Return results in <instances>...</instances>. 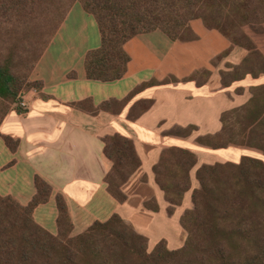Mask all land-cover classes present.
I'll return each instance as SVG.
<instances>
[{
  "label": "trees",
  "instance_id": "obj_1",
  "mask_svg": "<svg viewBox=\"0 0 264 264\" xmlns=\"http://www.w3.org/2000/svg\"><path fill=\"white\" fill-rule=\"evenodd\" d=\"M36 1L0 0V36L12 35L8 27H1L2 23L21 15L24 7ZM48 1L53 10L48 26L36 34V42L23 55H17L10 41L8 47L0 41V126L13 106L23 112L19 105L23 91L41 87V83L30 81L31 72L69 9L79 2L95 17L101 33L100 48L91 51L85 62L90 80L111 82L123 78L130 61L124 46L141 33L161 30L174 41L196 40L191 27L195 20L245 49L248 54L241 64L227 66L228 71H221L220 76L225 88L252 78L257 83L251 87L250 99L221 115L220 132L199 137L196 142L211 150L235 147L259 155H244L238 163L204 164L197 170L199 186L193 190V208L186 210L180 220L187 237L177 250H169L162 241L149 251L148 239L118 215L71 237L72 226L62 197L57 199L60 232L58 236L50 235L32 217L34 208L51 191L37 178L38 194L27 207L0 196V264H264V51L246 31L250 28L264 34V0ZM169 82L152 81L137 91ZM196 129L177 127L168 135L187 138ZM4 139L15 150L13 140ZM105 154L113 162L107 176L108 191L124 203L127 196L122 187L140 169V157L134 142L121 135L105 140ZM197 162L195 153L173 146L163 151L154 167L156 182L170 205L169 214L182 205L191 189L190 172ZM145 207L159 211L154 199Z\"/></svg>",
  "mask_w": 264,
  "mask_h": 264
},
{
  "label": "crops",
  "instance_id": "obj_2",
  "mask_svg": "<svg viewBox=\"0 0 264 264\" xmlns=\"http://www.w3.org/2000/svg\"><path fill=\"white\" fill-rule=\"evenodd\" d=\"M191 27L197 39L189 42L174 41L161 30L135 36L124 46L130 61L123 78L90 80L85 62L91 51L100 48L101 33L95 17L81 3H74L31 72L30 81L41 87L23 91L25 112L13 106L0 126V196L27 207L38 194L40 178L51 191L32 217L52 236L60 232L57 199L62 197L71 237L118 215L148 239V249L162 241L169 250L181 248L185 243L181 215L178 207L169 214L154 167L169 147L196 154L185 202L199 186L197 170L204 164L231 161L227 156L237 150H211L200 146L197 138L220 132L221 115L250 99L234 95L239 84L225 88L220 76L227 62H242L247 54L243 48L233 46L201 20ZM201 73L207 74L203 81L197 78ZM164 80L170 82L137 91L146 83ZM142 102L149 106L138 110ZM107 103L111 107L103 108ZM188 126L197 129L187 138L168 135L174 128ZM115 135L131 139L141 160L140 169L122 187L124 203L109 193L107 184L113 162L105 154V140ZM5 137L13 140L15 150ZM152 199L159 206L157 212L145 207Z\"/></svg>",
  "mask_w": 264,
  "mask_h": 264
},
{
  "label": "rangeland",
  "instance_id": "obj_3",
  "mask_svg": "<svg viewBox=\"0 0 264 264\" xmlns=\"http://www.w3.org/2000/svg\"><path fill=\"white\" fill-rule=\"evenodd\" d=\"M13 11V10H12ZM52 4L48 0H37L36 3L27 5L23 8L21 11V15L14 16L11 21H8L7 23H2L1 27L5 28L8 27L9 30H12V35L9 37L8 35L2 34L0 36V41L3 43L4 47L7 45L9 41L11 42L10 47L16 48L17 55H23L28 46L37 40L36 34L39 33L40 30L44 27V25L48 26V16H51L52 13ZM52 16H54L52 14ZM56 18V17H55ZM247 33L254 39V41L258 44V46L264 51V34H257L252 29L246 28ZM234 46V45H233ZM237 47V46H235ZM247 54L248 52L243 49ZM229 51L225 52L226 55ZM246 54V56H247ZM223 55L218 57V61H214L215 64H218L220 58H223ZM229 58V57H228ZM233 60V59H232ZM243 61V60H242ZM223 62V61H222ZM241 64V63H239ZM239 64H232V62H227V64L224 66L225 68L222 71H228L227 66L229 65H239ZM20 71H25L23 67H19ZM207 74L201 73L199 75L198 80L203 81L206 79ZM249 81L253 82V84L247 83L244 81H240L238 83H235L234 85L239 84V86H235L233 89L234 95H238V92H241L239 96H243V99H249L251 97V87L257 83L252 81V78L248 79ZM261 81V80H260ZM258 81V82H260ZM232 91V92H233ZM236 93V94H235ZM246 93V94H245ZM149 104L146 102H142L141 104H138V110H143L144 108L148 107ZM119 104H115L114 108H118ZM233 148V147H232ZM237 150H234L231 152V155L227 156V158L231 159L232 162L238 163L242 156L244 155H250V156H257L259 155L258 152L254 150H248L243 148H235ZM193 194V192H192ZM193 208L192 203V195L191 197L187 198L185 202L182 203L181 206L178 207V213H180L181 217L184 214V212L188 209ZM187 233L183 232V235L181 237V240H186ZM149 251H152L149 249Z\"/></svg>",
  "mask_w": 264,
  "mask_h": 264
},
{
  "label": "built area",
  "instance_id": "obj_4",
  "mask_svg": "<svg viewBox=\"0 0 264 264\" xmlns=\"http://www.w3.org/2000/svg\"><path fill=\"white\" fill-rule=\"evenodd\" d=\"M20 107L23 109V112H25V104L24 102L21 100V96H20V103H19ZM22 112V113H23Z\"/></svg>",
  "mask_w": 264,
  "mask_h": 264
}]
</instances>
